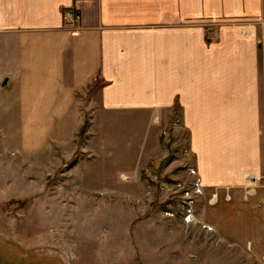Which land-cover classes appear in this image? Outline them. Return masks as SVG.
Listing matches in <instances>:
<instances>
[{
  "label": "crops",
  "instance_id": "crops-1",
  "mask_svg": "<svg viewBox=\"0 0 264 264\" xmlns=\"http://www.w3.org/2000/svg\"><path fill=\"white\" fill-rule=\"evenodd\" d=\"M85 108L91 138L99 114L178 113L204 190L255 188L264 224V0H0L2 141L62 145Z\"/></svg>",
  "mask_w": 264,
  "mask_h": 264
},
{
  "label": "rangeland",
  "instance_id": "rangeland-1",
  "mask_svg": "<svg viewBox=\"0 0 264 264\" xmlns=\"http://www.w3.org/2000/svg\"><path fill=\"white\" fill-rule=\"evenodd\" d=\"M79 116L84 132L39 152L0 129V264H264L255 188L199 194L178 113L158 127L99 114L93 138L95 114Z\"/></svg>",
  "mask_w": 264,
  "mask_h": 264
},
{
  "label": "built area",
  "instance_id": "built-area-1",
  "mask_svg": "<svg viewBox=\"0 0 264 264\" xmlns=\"http://www.w3.org/2000/svg\"><path fill=\"white\" fill-rule=\"evenodd\" d=\"M65 17H66V24L68 27H72V28H75V29H78L80 27V24H81V15L79 12H77L75 9H70V10H67L65 12ZM190 173L191 175L195 176L196 180L194 182V186L195 188L198 190V193L199 194H202V188H203V184H202V180L201 178L199 177L198 175V172L196 169L194 168H191L190 169ZM193 211L192 210H188V214L185 218V221L190 223V222H193L194 219H193ZM211 229V228H209ZM212 231V229H211Z\"/></svg>",
  "mask_w": 264,
  "mask_h": 264
},
{
  "label": "trees",
  "instance_id": "trees-1",
  "mask_svg": "<svg viewBox=\"0 0 264 264\" xmlns=\"http://www.w3.org/2000/svg\"><path fill=\"white\" fill-rule=\"evenodd\" d=\"M87 126H88V122H86L85 125L83 126L82 132H84L86 130Z\"/></svg>",
  "mask_w": 264,
  "mask_h": 264
},
{
  "label": "water",
  "instance_id": "water-1",
  "mask_svg": "<svg viewBox=\"0 0 264 264\" xmlns=\"http://www.w3.org/2000/svg\"><path fill=\"white\" fill-rule=\"evenodd\" d=\"M6 83H7V82H5V84H4V85H6Z\"/></svg>",
  "mask_w": 264,
  "mask_h": 264
}]
</instances>
